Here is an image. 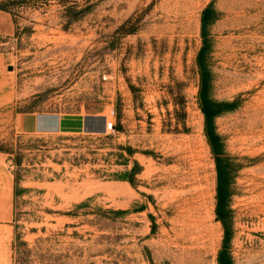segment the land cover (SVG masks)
I'll return each mask as SVG.
<instances>
[{
    "label": "rangeland",
    "instance_id": "rangeland-1",
    "mask_svg": "<svg viewBox=\"0 0 264 264\" xmlns=\"http://www.w3.org/2000/svg\"><path fill=\"white\" fill-rule=\"evenodd\" d=\"M0 158V264H264V0H0Z\"/></svg>",
    "mask_w": 264,
    "mask_h": 264
},
{
    "label": "trees",
    "instance_id": "trees-1",
    "mask_svg": "<svg viewBox=\"0 0 264 264\" xmlns=\"http://www.w3.org/2000/svg\"><path fill=\"white\" fill-rule=\"evenodd\" d=\"M211 8H206L203 12V26H205L209 20L208 13ZM200 104L202 111L205 116V133L209 144L211 145L213 152L217 158V162L221 167L222 155L224 153V147L222 143L221 135L216 129V118L223 112L225 107H228L226 103L214 100L209 94V74L202 68V82L199 94ZM116 127V126H115ZM228 197V180L226 179L225 173L220 169V186H219V208L218 216L219 219L223 220L227 227V234L229 232V226L225 218V209L227 205ZM221 264H232L231 261L226 257V252L223 251L220 256Z\"/></svg>",
    "mask_w": 264,
    "mask_h": 264
},
{
    "label": "crops",
    "instance_id": "crops-1",
    "mask_svg": "<svg viewBox=\"0 0 264 264\" xmlns=\"http://www.w3.org/2000/svg\"><path fill=\"white\" fill-rule=\"evenodd\" d=\"M26 121H33L34 118L31 116H26ZM28 123V122H27ZM48 126L44 124H39V128H56L54 124L47 123ZM12 194H13V178L11 172L6 168L4 161L0 158V230L4 229L11 218L12 215Z\"/></svg>",
    "mask_w": 264,
    "mask_h": 264
},
{
    "label": "built area",
    "instance_id": "built-area-1",
    "mask_svg": "<svg viewBox=\"0 0 264 264\" xmlns=\"http://www.w3.org/2000/svg\"><path fill=\"white\" fill-rule=\"evenodd\" d=\"M106 130H114L115 129V124L113 122H106L105 125Z\"/></svg>",
    "mask_w": 264,
    "mask_h": 264
},
{
    "label": "water",
    "instance_id": "water-1",
    "mask_svg": "<svg viewBox=\"0 0 264 264\" xmlns=\"http://www.w3.org/2000/svg\"><path fill=\"white\" fill-rule=\"evenodd\" d=\"M9 69H10V70H12V69H13V67H12V66H10V67H9Z\"/></svg>",
    "mask_w": 264,
    "mask_h": 264
},
{
    "label": "bare ground",
    "instance_id": "bare-ground-1",
    "mask_svg": "<svg viewBox=\"0 0 264 264\" xmlns=\"http://www.w3.org/2000/svg\"><path fill=\"white\" fill-rule=\"evenodd\" d=\"M56 120V119H55ZM201 184V183H200ZM205 192V191H204ZM199 198V197H198Z\"/></svg>",
    "mask_w": 264,
    "mask_h": 264
}]
</instances>
